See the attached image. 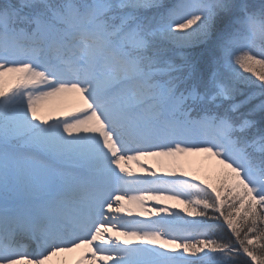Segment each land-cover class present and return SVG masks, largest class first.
I'll return each mask as SVG.
<instances>
[{
	"label": "snow or ice",
	"instance_id": "snow-or-ice-1",
	"mask_svg": "<svg viewBox=\"0 0 264 264\" xmlns=\"http://www.w3.org/2000/svg\"><path fill=\"white\" fill-rule=\"evenodd\" d=\"M81 249L264 264V0H0V264Z\"/></svg>",
	"mask_w": 264,
	"mask_h": 264
},
{
	"label": "bare ground",
	"instance_id": "bare-ground-1",
	"mask_svg": "<svg viewBox=\"0 0 264 264\" xmlns=\"http://www.w3.org/2000/svg\"><path fill=\"white\" fill-rule=\"evenodd\" d=\"M54 103V104H53ZM60 103H63V104H67L69 107H72V105L75 104V102L71 99H55V100H52V101H49L48 104H53V106H57L59 105ZM56 104V105H55ZM71 108H65L63 109L64 111H67V110H70ZM55 114H59V112L55 113ZM132 168L137 171V173L139 172V170L136 168V165L134 163H132ZM83 252V249L81 250H77L76 252H72V253H65V254H62V257L67 259L68 261V264H74V261L76 259H78L81 255V253Z\"/></svg>",
	"mask_w": 264,
	"mask_h": 264
},
{
	"label": "rangeland",
	"instance_id": "rangeland-1",
	"mask_svg": "<svg viewBox=\"0 0 264 264\" xmlns=\"http://www.w3.org/2000/svg\"><path fill=\"white\" fill-rule=\"evenodd\" d=\"M53 104H54V103H53ZM53 104H49V105L52 106V107L58 108V109H60V110H63V109H65V108H71L70 110H72V109H74V108L76 107V104L72 105L73 108H72V107H69L67 104H63V103H60V104L57 105V106H53ZM55 105H56V104H55ZM55 113H57V112H53L54 115H56ZM191 159L195 162V165H194V166H198L199 163L205 161V158H204V157H193V158H191ZM172 203H173V202L169 201V202H168L169 206H170ZM183 207H184L183 205H178V206H177V210L182 209Z\"/></svg>",
	"mask_w": 264,
	"mask_h": 264
}]
</instances>
